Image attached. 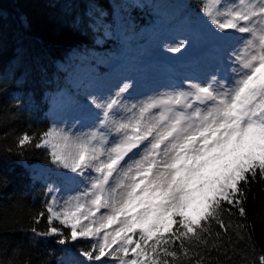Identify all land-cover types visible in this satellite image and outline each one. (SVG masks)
I'll use <instances>...</instances> for the list:
<instances>
[{"label":"snow or ice","instance_id":"6c2138e0","mask_svg":"<svg viewBox=\"0 0 264 264\" xmlns=\"http://www.w3.org/2000/svg\"><path fill=\"white\" fill-rule=\"evenodd\" d=\"M200 10L217 34L238 41L231 75L130 106L121 101L124 84L108 100L90 101L98 110L92 128L18 138L19 148L46 149L78 180L62 201L47 189L38 214L46 213L47 228H32L59 245H82L73 264H172L181 255L192 264L193 251L203 264L217 247L209 244L212 222L227 234L223 212L246 216L242 184L264 180V0H200ZM250 264H264V253Z\"/></svg>","mask_w":264,"mask_h":264},{"label":"trees","instance_id":"16d2710c","mask_svg":"<svg viewBox=\"0 0 264 264\" xmlns=\"http://www.w3.org/2000/svg\"><path fill=\"white\" fill-rule=\"evenodd\" d=\"M199 3L190 0L196 11ZM112 4L111 0H0V264H69V253L82 247L59 245L54 237L32 232V228L46 230V213L38 214L45 211L51 195L49 183L34 179L28 166L57 168L46 149L19 148L17 140L25 133L35 138L49 129L50 94L65 85L66 71H60L57 63L67 62L75 50L109 48L111 39L96 40L101 31L93 29L89 12L100 16L95 8L99 7L102 19L110 20ZM135 11L142 24L147 11L152 15L147 8ZM242 187L246 216L236 209L231 216L223 212L220 218L227 234L212 222L209 244L215 241L217 247L200 249L205 252L203 264H250L264 253V180L257 176ZM190 256L195 264V252ZM188 259L181 255L172 264H188Z\"/></svg>","mask_w":264,"mask_h":264},{"label":"rangeland","instance_id":"374dc122","mask_svg":"<svg viewBox=\"0 0 264 264\" xmlns=\"http://www.w3.org/2000/svg\"><path fill=\"white\" fill-rule=\"evenodd\" d=\"M111 1L110 20L102 19L99 7L95 8L100 16L89 12L93 29L101 31L96 40L111 39L109 48L75 50L67 62L57 63L60 71H66L65 85L50 94L49 128L73 132L92 128L98 110L90 101H106L124 84L129 88L121 101L130 106L187 90L189 83H204L213 75H231L229 53L238 41L222 38L211 29L190 0ZM145 8L152 15L147 11L145 24L138 23L135 10ZM180 40L186 41L185 47L179 53L170 52ZM28 168L34 179L58 190L53 194L61 201L78 189V180L62 169L40 164ZM78 258V252H70L66 259L73 264Z\"/></svg>","mask_w":264,"mask_h":264}]
</instances>
